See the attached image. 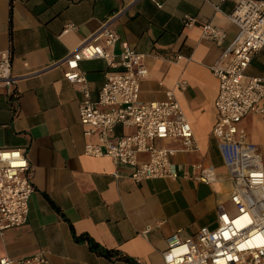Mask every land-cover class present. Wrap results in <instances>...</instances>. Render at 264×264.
<instances>
[{"label": "crops", "instance_id": "1", "mask_svg": "<svg viewBox=\"0 0 264 264\" xmlns=\"http://www.w3.org/2000/svg\"><path fill=\"white\" fill-rule=\"evenodd\" d=\"M234 5L233 0H0V51H10L17 76L12 94L0 88V148L24 150L34 185L27 222L2 232L0 256L43 250L47 264H164L170 234L180 230L182 237L191 236L202 226H217L218 204L230 205L226 165L211 134L218 80L210 66L222 48L202 38L198 24L223 28V45L228 44L238 31L227 17ZM184 14L198 24L185 27ZM110 18L120 39L146 54L148 75L140 82L139 100H164L173 90L191 123L196 150H185L177 136L155 140L171 151L176 179L137 181L111 158L84 153L80 83L64 78L61 62ZM257 57L264 66L261 49L246 73L264 76L251 73ZM79 69L96 100L110 68L93 59L80 61ZM180 81L183 88L176 86ZM252 121L261 125L264 114L245 116L239 127L264 149L259 134L246 126ZM132 131L117 125L114 135ZM193 165L212 166L219 178L198 181ZM80 235L122 256L99 254L75 238Z\"/></svg>", "mask_w": 264, "mask_h": 264}, {"label": "built area", "instance_id": "2", "mask_svg": "<svg viewBox=\"0 0 264 264\" xmlns=\"http://www.w3.org/2000/svg\"><path fill=\"white\" fill-rule=\"evenodd\" d=\"M233 1L234 8L227 17L238 31L226 45L223 28L198 24L190 14L182 16L185 27L198 24L202 38L222 48L210 66L218 80L214 101L217 118L211 134L226 165L230 205L218 204L214 228L202 226L194 235L185 237L180 230L170 234L162 252L164 264H264V149L239 127L245 116L264 114V76L246 73L255 54L264 49V0ZM214 7L221 11L217 4ZM112 22L113 18L102 22L61 62L65 64L64 78L80 83L79 121L85 138L84 153L111 158L114 164L128 168L129 177L137 181L176 179L179 173L169 160L171 151L157 146L155 140L177 136L182 138L185 150H196L191 123L173 90L166 92L164 100H139L140 82L148 75L143 64L146 54L121 40ZM69 28L67 25L65 30ZM93 59L103 60L110 68L96 100L91 99L87 80L79 69L80 61ZM16 82L10 51H0V88L12 94ZM184 84L180 81L176 86L183 88ZM117 125L133 131L115 136ZM141 154H145L144 159L139 157ZM193 168L199 169L194 175L198 181L208 184L219 178L212 166ZM33 191L24 150L0 148V235L27 222ZM47 263L43 250L19 258L0 256V264Z\"/></svg>", "mask_w": 264, "mask_h": 264}, {"label": "rangeland", "instance_id": "3", "mask_svg": "<svg viewBox=\"0 0 264 264\" xmlns=\"http://www.w3.org/2000/svg\"><path fill=\"white\" fill-rule=\"evenodd\" d=\"M257 61L258 62H253L251 64V73H253V74H259V73H262V71H264V66L261 65V63L263 61L262 58L257 57ZM249 120H250V118H249ZM252 122H250L249 124H246L247 128L250 129V131L253 133L257 132L259 134L260 144H264V133L261 131V126L264 127V121H261V123H260L261 125L255 124L254 121H252Z\"/></svg>", "mask_w": 264, "mask_h": 264}, {"label": "trees", "instance_id": "4", "mask_svg": "<svg viewBox=\"0 0 264 264\" xmlns=\"http://www.w3.org/2000/svg\"><path fill=\"white\" fill-rule=\"evenodd\" d=\"M75 238L76 239H81V240L82 239L86 240L88 242L90 248H92L93 250H95L99 254H102V255H105V256H112L113 254L122 256V255L118 254L115 250H110V249H107V248L101 246L100 244L95 242L92 238H90L88 235L75 236Z\"/></svg>", "mask_w": 264, "mask_h": 264}]
</instances>
